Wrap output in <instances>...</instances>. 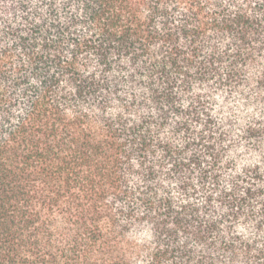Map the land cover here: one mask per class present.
I'll list each match as a JSON object with an SVG mask.
<instances>
[{
    "label": "trees",
    "instance_id": "1",
    "mask_svg": "<svg viewBox=\"0 0 264 264\" xmlns=\"http://www.w3.org/2000/svg\"><path fill=\"white\" fill-rule=\"evenodd\" d=\"M0 264H264V0H0Z\"/></svg>",
    "mask_w": 264,
    "mask_h": 264
}]
</instances>
